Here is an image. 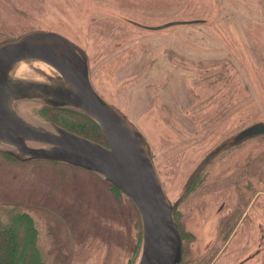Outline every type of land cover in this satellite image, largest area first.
<instances>
[{
	"label": "rangeland",
	"instance_id": "1",
	"mask_svg": "<svg viewBox=\"0 0 264 264\" xmlns=\"http://www.w3.org/2000/svg\"><path fill=\"white\" fill-rule=\"evenodd\" d=\"M176 21L194 23L158 31L137 25ZM33 32L57 33L86 52L93 87L143 134L172 204L207 154L264 123V0H0V46ZM31 66L33 75L24 68L18 76L47 78ZM18 110L28 121L54 123L41 116L40 104L22 102ZM89 139L107 146L105 138ZM253 165L263 170L253 179L257 191L224 237ZM262 206L264 135L220 152L190 185L174 212L181 264H264ZM10 211L34 221L35 234L28 222L22 234L32 237L44 264L138 262L142 222L135 204L90 171L17 161L0 149V219L10 223Z\"/></svg>",
	"mask_w": 264,
	"mask_h": 264
},
{
	"label": "water",
	"instance_id": "2",
	"mask_svg": "<svg viewBox=\"0 0 264 264\" xmlns=\"http://www.w3.org/2000/svg\"><path fill=\"white\" fill-rule=\"evenodd\" d=\"M190 23L194 22L136 24L158 31ZM30 65H42L47 78L18 76ZM22 102L84 114L99 126L107 146L54 123L47 127L28 121L18 110ZM261 135L264 123L258 122L217 146L200 162L187 180L182 197L172 204L157 176L143 134L95 90L89 58L81 47L53 32L29 33L0 46L1 152L17 161L46 160L90 171L124 193L135 204L142 222V247L136 264H181L183 240L174 212L190 185L220 152ZM55 217L67 228L61 216ZM67 234L73 246L71 232L67 230Z\"/></svg>",
	"mask_w": 264,
	"mask_h": 264
},
{
	"label": "trees",
	"instance_id": "3",
	"mask_svg": "<svg viewBox=\"0 0 264 264\" xmlns=\"http://www.w3.org/2000/svg\"><path fill=\"white\" fill-rule=\"evenodd\" d=\"M43 109L44 110L42 111L41 116H43L45 119H48V121L51 120L55 124L77 133L78 135L86 136L88 139L93 138L104 141V137L100 132L101 129L99 126L94 122L93 119L85 116L84 114L74 110L53 109L48 107H43ZM54 112H64L71 115L72 118L70 119V122L73 121L74 123H68L69 119L66 118L67 116H64L63 120L59 119V117H57ZM259 167L260 166L258 165H253V167L247 170V177H251V181L248 183V187L246 189L241 188L239 201L233 209L231 219L224 221V225L226 227L229 225V228L226 229V234L224 237L230 234V227L237 224L246 208L250 205L254 197V193L257 191L255 190L257 185L253 179L256 178L259 181V178L262 176V173L260 174V170L263 172L262 167ZM8 214L12 215V221L10 223L0 219V231L3 229L5 232L4 234L0 235V264H44V261L40 259V253L36 249H33L32 237L25 239L24 235L22 234L21 226L27 222L29 232L35 234L36 228L32 218L25 213L16 214L10 211ZM197 264L210 263L209 261H200Z\"/></svg>",
	"mask_w": 264,
	"mask_h": 264
},
{
	"label": "bare ground",
	"instance_id": "4",
	"mask_svg": "<svg viewBox=\"0 0 264 264\" xmlns=\"http://www.w3.org/2000/svg\"><path fill=\"white\" fill-rule=\"evenodd\" d=\"M38 68H43V66H42V65H39ZM32 70H33V68H32L31 65L28 66V67H26V68L24 69V71H26L27 74L29 73V74L33 75V72H31Z\"/></svg>",
	"mask_w": 264,
	"mask_h": 264
}]
</instances>
